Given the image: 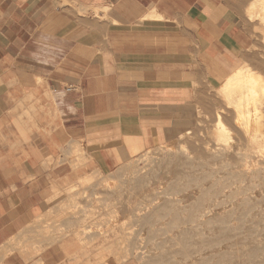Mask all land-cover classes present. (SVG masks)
Segmentation results:
<instances>
[{
  "label": "crops",
  "instance_id": "0c3cea01",
  "mask_svg": "<svg viewBox=\"0 0 264 264\" xmlns=\"http://www.w3.org/2000/svg\"><path fill=\"white\" fill-rule=\"evenodd\" d=\"M251 1L0 0V264H114L104 180L258 64Z\"/></svg>",
  "mask_w": 264,
  "mask_h": 264
},
{
  "label": "rangeland",
  "instance_id": "374dc122",
  "mask_svg": "<svg viewBox=\"0 0 264 264\" xmlns=\"http://www.w3.org/2000/svg\"><path fill=\"white\" fill-rule=\"evenodd\" d=\"M259 8L260 7L256 9V11L258 12L256 14L258 16L252 14L253 17L252 16L250 17L248 8L246 9L245 14L248 19L251 18L250 21L252 22L254 29V34H253L254 44L249 49V53H251V55L253 56V60H256L258 64L255 67H253V70L255 69L254 71H256L259 74L262 73L260 76L261 79H263L264 81V38H262V36L264 37V33L262 34L261 32V31L264 32V21H262L261 19L262 16L264 15V11ZM84 10L85 9H82L81 11ZM92 12L94 14L99 13V11L95 9H93ZM219 89H215L216 98H215L214 112L208 114H199L198 115L199 117H197V121H196V127L194 129H190L188 134L181 136L179 140H177L172 144L159 146L157 148L146 151L142 155L132 159L127 164L121 166L119 170L111 173L112 175L109 174L106 177L107 182L105 183L107 185V190L109 191L113 190V193L115 194L113 197V193L109 192V196H108L109 202L107 203L108 206L107 234L111 238L109 240L110 246L109 248H107V252H108V256H111L113 258L114 264H130V263L131 264L132 263L133 264H168L167 262L170 259L173 261H169V264L170 263L171 264L173 263L174 264H205L202 262L203 254L201 250L199 249L193 250L191 248L187 250L183 249L181 243H179L176 236L174 235L176 231L175 232L173 231L172 233L173 229L178 230V228L190 227L192 226V224L191 223L170 224V222H174L173 219L163 218L162 214L159 212V210H157L158 206L164 203L165 199H169L171 203L173 202L172 204L181 207H183V205L185 206L188 203L184 193L179 192L180 193L179 194L176 191H172V192L167 191L169 186H172L173 184L175 187L178 186V189H182L186 187L185 186V180H187L186 177L173 176L172 174H170L172 169L174 168L172 162L176 159L175 155H177V158L178 157L181 158L180 157L182 156L180 155L182 153L181 151H184L185 153H187L188 156H190L189 159L190 161L185 160L187 163L189 162L190 164L196 166L208 164L206 171H210V170L215 171L220 167V164L222 163H216L215 161L211 160V157L219 156V153L221 156L225 158H230V159L235 158L239 163L240 159L244 157L243 153L247 154L249 152L250 154L248 155H251L252 151L253 152L257 151L258 152V153L256 152L257 154L254 152L256 155L255 154L254 155L252 154V156L247 155L248 157H251V160H248V158L246 160L245 158L247 156H245L244 160L242 159L243 161L241 160V162H244V164L245 163L248 164L249 162H252L255 168L257 166V168L261 167L258 168V170H264L263 168L264 166V161H263L264 159V92L260 91L258 98L256 100L258 102V105L257 106L255 105L257 110L255 111L254 114L255 121L253 122V131L255 130L254 135L252 137H246L247 135H245L244 129L242 128L244 121L241 123L236 122L235 119L236 107L235 106L231 107L233 106V104L229 105L227 103L225 97H222L224 95L222 92H221L222 96L219 95L220 93ZM218 115L221 117L226 130L222 131L221 128L217 126L218 124L216 122V117ZM248 139L249 141L251 140L250 142H252V143L250 142L248 143L252 144L253 147L252 145L247 144ZM246 144L248 146H246ZM224 146L226 147L224 148ZM222 147L225 149L224 152L221 151L219 152L218 148L222 149ZM170 150L171 152H169ZM178 152H180V154ZM237 156L239 157L243 156V157L239 158ZM161 159L162 160L166 159V160L163 162ZM139 160L140 162H138ZM199 160L201 162H199ZM256 160H258V162ZM223 162H232V160H223ZM223 169L221 168L220 171L222 170L221 172L225 173L226 170L229 172H234L240 168H235L231 166L228 169L225 168ZM135 170L138 172L141 170L142 172L140 171L139 173L138 172L136 173ZM120 171L122 172V174L118 177L117 174L118 172L120 174ZM132 173H134L135 176H133ZM115 175L117 176L118 179L115 177ZM135 177L138 178L134 179ZM108 178H111V180L110 179L108 180ZM112 178H114V180L116 178L117 180L114 181L112 180ZM169 181H171V183ZM90 183L92 184V181L85 182V185L91 186ZM225 191L226 193H228L229 188H225ZM159 193L161 194V196ZM168 194L170 195L171 199L169 198ZM196 194L197 193L195 192L193 187H188L187 190L188 196H194ZM255 194L259 196L258 192H256ZM165 195L166 197H164ZM103 198L104 197L100 194L97 195L93 194L90 197V201L94 206L98 205L100 207L102 202H104ZM213 204L214 201H210V202L207 201L204 203V206H207L206 210L204 209L205 210L204 214L207 213L223 214L226 211L224 205L213 208L212 207ZM93 205H91L92 207L89 210H87V211L90 210L92 211V215L89 217L94 218L95 215H98V218L104 220L100 216L101 213L99 207L95 209ZM156 205L158 206L156 207ZM121 211L124 212V217L121 216L122 214H119V212ZM208 214L203 217H200L201 218L200 221L205 220ZM115 219H117V222L115 221ZM194 225L197 226L198 224H194ZM83 232L84 234L87 235L91 234V231L88 228L87 229L85 228ZM258 237H257L258 240L260 241L264 240V235ZM168 239H170V241ZM174 240L175 241L177 240L178 244ZM170 243L172 244L173 248ZM12 245L15 246L17 250L21 249V245L18 242H16L15 245L14 244ZM116 249L118 250V255L113 254ZM221 249L228 250L227 246L223 244L221 245ZM169 251L171 252V254L172 253L173 254L171 255ZM6 252L9 253V251ZM229 252L232 255L234 254L236 255L239 253V250L237 252L235 248L233 249L230 248ZM163 253L165 254V257L163 256ZM110 254H113L114 256ZM209 254H211V251L205 253L204 257L210 256ZM184 256L185 257L189 256L191 259L188 257L186 258L187 259L186 260L184 259ZM100 259L102 260V262H98V264L105 263L104 257H101ZM108 259L110 258L108 257Z\"/></svg>",
  "mask_w": 264,
  "mask_h": 264
},
{
  "label": "bare ground",
  "instance_id": "6f19581e",
  "mask_svg": "<svg viewBox=\"0 0 264 264\" xmlns=\"http://www.w3.org/2000/svg\"><path fill=\"white\" fill-rule=\"evenodd\" d=\"M258 7H260L259 9L264 11V0H252V2L249 3V6H247V8L249 10L250 17L252 16V14L258 16L256 14L258 13L256 11ZM252 19H255V18H252ZM261 19L262 21H264V15L262 16ZM261 32L262 34L264 33L263 31ZM262 38L264 37L262 36ZM219 88H220L219 95L223 93L224 95L223 96L221 95V96L225 97V100L227 101V103L229 105L233 104V106L231 107H234V106L236 107V111H235L236 122L241 123L244 121L242 128L244 129L245 135H247L246 137H252L255 131V130L253 131V122L255 121L254 114H255V111L257 110L256 106L258 105V102L256 100L258 98L259 92L260 91L264 92V81L263 79H261L260 74L254 71L247 64L239 65L229 76H227L220 83ZM216 122L218 124L217 126L220 127L222 131L226 130L225 125L219 115L216 117ZM249 139L247 140V144L252 143L250 142L251 140L249 141ZM247 144L246 146H248ZM225 147L226 146H224V148ZM224 148L223 147L222 149L218 148L219 150L218 149L217 150L219 152L220 151L224 152L225 150ZM169 152H171V150ZM181 152H182L181 154L180 152H178L180 155H182L180 156L181 158L179 157L177 158V155H175L176 159L172 162V165L174 168L172 169L170 174H172L173 176L186 177L187 178V180H185L186 187L182 189H178V186L175 187L173 184L172 186H169L167 191H170V192L176 191L177 193L179 192L184 193L188 203L185 206L183 205V207H181V206L172 204L173 202L171 203L169 199H165L164 203L160 204L159 206L156 205V207L158 206L157 210H159L163 218L173 219L174 222H170V224L172 223H184V224L191 223L192 224V226L190 227L178 228V230L177 229L172 230V233L173 231L174 232L176 231L174 235L176 236L179 243H181V246L183 247V249L187 250L191 248L193 250L194 249L201 250L203 254L202 262L205 264H264V240L260 241L257 239L258 236L264 235V170H258V168H261V167L257 168L256 166L255 168L252 162H249L248 164L245 163L246 165L244 164V162H241L242 159L244 160L245 156L250 154L248 151H247L248 152L247 154L243 153L244 157L237 156L239 158L243 157L242 159H240V162H239L240 164L238 163L237 159L225 158L221 156L220 153L218 152L219 156L211 157L212 161H215L216 163H222L220 164V167L218 169L216 168L217 170L215 171H211V170L206 171L208 164L196 166V165L190 164L189 162L187 163L185 160H189L190 156H188L187 153H185L184 151H181ZM254 152L252 151L253 155L257 151L255 153ZM252 154L248 156H252ZM248 156L245 159L247 160L248 158V160H251V157H248ZM165 160H162V161L164 162ZM223 160H232V162H223ZM256 161L258 162V160ZM138 162H140V160ZM199 162L201 161L199 160ZM230 165L235 168H240V169L234 172H229L226 170L225 173L221 172L222 170L220 171L221 168L222 169L230 168L231 167ZM137 172L138 171H136V173ZM121 174L122 172L120 171V174L118 172L117 176L119 177ZM132 174L133 176H135L134 173ZM117 176L115 175L116 178ZM98 178L101 180L100 177ZM116 178L115 180L118 179ZM137 178L135 177L134 179H137ZM109 179L111 180V178H108V180ZM112 180H114V178H112ZM104 181L107 182V180H104ZM169 182L171 183V181ZM188 187H193V189L195 190L197 194L194 196H188L187 195ZM225 188H229L228 193H226ZM104 189L107 190V185L105 186ZM120 189H119V192H120ZM107 191H108V196H109V192L113 193V190L111 191L107 190ZM75 192H74V195H75ZM256 192L259 193V196L255 194ZM114 195L115 194L113 193V197ZM164 197H166V195ZM169 198L171 199L170 195H169ZM207 201L209 202L214 201V204L212 206L213 208L224 205V207L226 208V211L223 214H220V213L208 214L207 213L208 214L207 218L205 220L200 221L201 219L200 217L207 215V214H204L206 207H207V206H204V203ZM166 223H169V222H166ZM194 224H198V225L196 226ZM168 240L170 241V239ZM177 240L176 241L174 240V241L177 242L178 244ZM222 244L226 245L228 250H222L221 249ZM230 248L231 249L235 248L237 252L239 250V253L236 255L230 254L229 252ZM208 251H211V254H209L210 256L204 257V254L207 253ZM163 256L165 257L164 253H163ZM188 257L184 256V259ZM169 261H173V260L170 259ZM169 261L167 262L168 264H169Z\"/></svg>",
  "mask_w": 264,
  "mask_h": 264
}]
</instances>
